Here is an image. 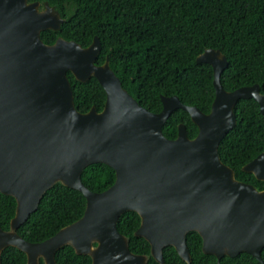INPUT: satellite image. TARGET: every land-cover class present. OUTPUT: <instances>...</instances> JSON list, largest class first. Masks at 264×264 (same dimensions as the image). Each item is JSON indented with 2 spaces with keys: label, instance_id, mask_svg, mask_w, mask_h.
<instances>
[{
  "label": "water",
  "instance_id": "water-1",
  "mask_svg": "<svg viewBox=\"0 0 264 264\" xmlns=\"http://www.w3.org/2000/svg\"><path fill=\"white\" fill-rule=\"evenodd\" d=\"M64 20L47 2L0 0V193L16 202L9 229L0 227V258L16 248L26 264H57L56 252L71 247L91 264H147L134 254L117 230L121 215L135 212L140 225L134 236L150 245V257L164 264L163 249L173 247L191 264L186 236L196 232L202 253L219 264L222 257L247 253L261 262L264 249V190L238 181L220 160L218 147L236 126L234 108L252 99L264 113L258 85L224 90L220 75L227 59L206 49L195 58L213 71L214 100L208 114L182 104L176 96L161 97L162 110L152 113L122 87L108 59L96 65L100 41L88 47L57 38L47 45L43 31H58ZM79 82L95 78L106 99L98 112L80 113L67 73ZM177 109L187 112L198 128L189 139L183 124L167 139L162 127ZM91 164L115 171V182L95 193L82 181ZM264 182V153L242 167ZM80 192L82 217L40 243L20 237L18 228L33 214L54 185Z\"/></svg>",
  "mask_w": 264,
  "mask_h": 264
},
{
  "label": "trees",
  "instance_id": "trees-1",
  "mask_svg": "<svg viewBox=\"0 0 264 264\" xmlns=\"http://www.w3.org/2000/svg\"><path fill=\"white\" fill-rule=\"evenodd\" d=\"M47 2L64 20L58 31H43L47 45L57 38L74 41L88 47L96 36L100 49L96 65L106 59L135 101L152 113L162 110L161 97L176 96L186 106L208 114L214 100L213 71L208 64H197L195 58L206 49L219 50L227 59V67L220 75L224 90L231 92L241 87L258 85L264 95V0H28ZM80 113L94 107L100 112L106 95L99 82L91 77L77 81L67 73ZM234 112L236 126L218 147L222 163L234 171L238 181L264 190V182L242 167L264 153V113L252 99L238 100ZM183 124L189 139L198 134L187 112L177 109L162 127L167 139L177 137ZM115 171L104 164H91L81 174L83 185L101 193L115 182ZM86 206L84 196L60 184L47 190L37 210L21 225L17 233L30 243H40L60 229L79 220ZM15 200L0 193V227L9 229L14 217ZM140 218L135 212L120 216L117 230L129 241L134 254L149 256L147 264H159L150 257V245L135 237ZM191 264H217L212 255L203 254L202 240L196 232L186 236ZM164 264H187L173 247L163 249ZM57 264H91L85 255H77L65 246L55 254ZM0 264H26L23 252L13 247L3 250ZM40 264L43 261L40 260ZM219 264H264L247 253L234 258L222 257Z\"/></svg>",
  "mask_w": 264,
  "mask_h": 264
}]
</instances>
